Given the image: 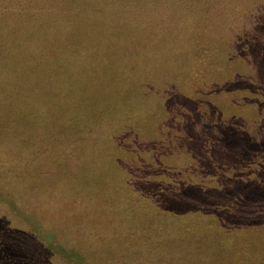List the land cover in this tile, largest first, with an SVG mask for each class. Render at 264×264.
Listing matches in <instances>:
<instances>
[{"label":"rangeland","instance_id":"rangeland-1","mask_svg":"<svg viewBox=\"0 0 264 264\" xmlns=\"http://www.w3.org/2000/svg\"><path fill=\"white\" fill-rule=\"evenodd\" d=\"M0 264H264V0H0Z\"/></svg>","mask_w":264,"mask_h":264}]
</instances>
